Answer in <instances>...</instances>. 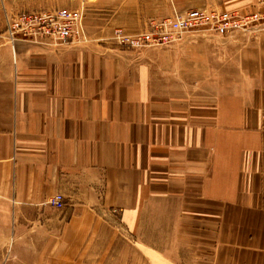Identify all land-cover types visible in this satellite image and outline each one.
Here are the masks:
<instances>
[{"label": "crops", "instance_id": "obj_1", "mask_svg": "<svg viewBox=\"0 0 264 264\" xmlns=\"http://www.w3.org/2000/svg\"><path fill=\"white\" fill-rule=\"evenodd\" d=\"M97 6L85 43L0 44V264L103 263L120 226L175 264H264V30L106 41L264 0Z\"/></svg>", "mask_w": 264, "mask_h": 264}, {"label": "built area", "instance_id": "obj_2", "mask_svg": "<svg viewBox=\"0 0 264 264\" xmlns=\"http://www.w3.org/2000/svg\"><path fill=\"white\" fill-rule=\"evenodd\" d=\"M263 30L264 10L244 14L237 11L191 9L174 13L171 18L154 23L150 29L139 33L126 34L115 29L112 39L127 49H140L169 46L190 33L227 36L248 35ZM6 39L12 49L19 40L55 46L85 43L88 38L83 25V10L61 8L11 16L7 19ZM53 203L58 209L64 207L60 196Z\"/></svg>", "mask_w": 264, "mask_h": 264}, {"label": "rangeland", "instance_id": "obj_3", "mask_svg": "<svg viewBox=\"0 0 264 264\" xmlns=\"http://www.w3.org/2000/svg\"><path fill=\"white\" fill-rule=\"evenodd\" d=\"M97 2L98 0H0V44L8 41L6 39L7 19L11 16L22 14L25 12L52 11L61 8L82 9L84 25L85 22L93 23L92 20L94 19V15L98 7ZM101 9L102 7H100L99 13H102ZM255 11H263V9L254 10L249 13ZM238 12L244 14L248 13L242 11ZM157 22L150 23L147 26V29H150L151 25ZM121 31L126 34H135L140 32H125L123 30ZM86 35L89 39V35L87 32ZM112 37L113 32H111L110 38H107L106 41L113 42L118 45L117 42L112 39ZM184 37H182V39ZM116 229L119 230V239L112 242L113 249L111 251L104 252L103 263L96 261L98 262V264H175V262L171 261V259L166 260L156 256V254L159 253L158 251H152L151 254H149L148 251L144 250L142 245L128 237L122 226L117 227Z\"/></svg>", "mask_w": 264, "mask_h": 264}]
</instances>
